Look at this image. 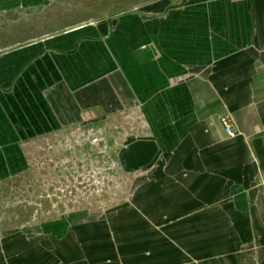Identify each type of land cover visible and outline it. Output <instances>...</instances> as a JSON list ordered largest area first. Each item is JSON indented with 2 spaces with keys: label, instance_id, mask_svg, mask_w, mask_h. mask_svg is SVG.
Returning <instances> with one entry per match:
<instances>
[{
  "label": "crops",
  "instance_id": "1",
  "mask_svg": "<svg viewBox=\"0 0 264 264\" xmlns=\"http://www.w3.org/2000/svg\"><path fill=\"white\" fill-rule=\"evenodd\" d=\"M181 2L53 5L25 21L47 34L0 41V186L82 126L121 138L130 186L108 212L2 229L0 264H264V0Z\"/></svg>",
  "mask_w": 264,
  "mask_h": 264
},
{
  "label": "rangeland",
  "instance_id": "2",
  "mask_svg": "<svg viewBox=\"0 0 264 264\" xmlns=\"http://www.w3.org/2000/svg\"><path fill=\"white\" fill-rule=\"evenodd\" d=\"M143 2L145 0H45L43 4L49 7H41L37 13L21 10L20 7L26 4L23 0H0V41H22L30 35L37 38L41 33L47 34L48 29H27L25 21L41 22L49 16L47 11L55 9L53 5L71 13L80 11L82 13L74 15L83 19L91 15V11H107L117 5L121 10L129 4ZM84 10L88 12L83 13ZM82 128L84 134L70 131L67 138L45 144L40 157L29 161L28 172L12 177L0 186V233L2 229L29 228L74 210H86L91 214H100L103 210L108 212L127 199L129 182L126 175H118L114 160L118 145L116 148L115 143L111 146L112 141L102 134L100 145L105 144L102 148L105 154L100 155L96 143L92 142L97 137L91 139L86 135L89 128L95 127Z\"/></svg>",
  "mask_w": 264,
  "mask_h": 264
},
{
  "label": "built area",
  "instance_id": "3",
  "mask_svg": "<svg viewBox=\"0 0 264 264\" xmlns=\"http://www.w3.org/2000/svg\"><path fill=\"white\" fill-rule=\"evenodd\" d=\"M220 122H221L223 129H224V133L227 136L233 137L235 135V133L233 131L230 119L228 117H223V118H221ZM97 134H98L96 136L97 138H93L92 142L96 143V148L98 149V153L103 155V154H105V151L102 148H104L105 144L100 145L101 141H102V138L100 136H102V134H101V132H98Z\"/></svg>",
  "mask_w": 264,
  "mask_h": 264
},
{
  "label": "water",
  "instance_id": "4",
  "mask_svg": "<svg viewBox=\"0 0 264 264\" xmlns=\"http://www.w3.org/2000/svg\"><path fill=\"white\" fill-rule=\"evenodd\" d=\"M184 3H185V0H182V2H181V4L180 5H174L173 7H170V8H179V7H182L183 5H184ZM83 127V126H82ZM82 127H77L78 129H80L81 131L83 130V128ZM89 127H94V126H89ZM75 133H77L76 132V129H75V131H74ZM83 132V131H82ZM98 132H100L99 131V129L98 128H96L95 127V129H93V128H89L88 129V131H86V135L87 136H89L91 139L94 137V136H97L98 134ZM79 133V132H78ZM83 134H84V132H83ZM118 142H120V144H118V148H117V150H116V153L114 154V160H115V163H116V165H117V167H118V175L120 176V175H124L123 174V172H122V170L120 169V167H119V161H118V155H119V151H120V148H121V143H122V141H121V138H119L118 139ZM110 144H112L113 145V143L111 142ZM111 145V146H112Z\"/></svg>",
  "mask_w": 264,
  "mask_h": 264
}]
</instances>
